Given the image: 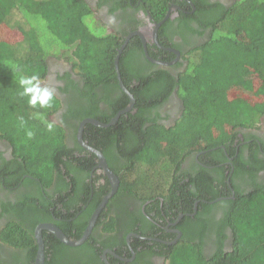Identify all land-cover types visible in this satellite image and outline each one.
<instances>
[{"label": "trees", "instance_id": "16d2710c", "mask_svg": "<svg viewBox=\"0 0 264 264\" xmlns=\"http://www.w3.org/2000/svg\"><path fill=\"white\" fill-rule=\"evenodd\" d=\"M110 1V12L119 8L125 10L140 2L137 6L145 11L149 9L157 19L163 18L169 5L175 2L101 0L99 5ZM192 1L196 5L194 12L187 2L183 6L185 11H181L184 30L201 35L210 29L211 33L203 43L186 52L187 67L177 78L168 68L153 69L151 73L154 65L144 57L141 39L133 37L121 55L120 70L124 84L136 99L135 108L108 127L87 123L83 134L85 141L111 161H116L117 166V162H121L117 168L126 170L123 172L126 176L121 177L120 192L127 189L130 195H143V201L156 198L153 193L143 194L136 184L154 173L152 168L163 166L162 177L168 178L167 183H170L166 189L169 191L166 201L173 203L183 197L188 200L176 207L179 212L193 211L196 199L210 201L222 197L228 187L227 177L221 175L218 178L215 168L226 157L221 147L229 139L226 134L232 131V136L236 137V128L254 126L264 114V98L258 102L253 98V93L264 94V0H239L231 7L210 0ZM27 13L45 19L51 38L59 40L61 48L41 45L38 27L26 17ZM92 14L87 0H0V139L10 142L14 150L12 161L0 166V179L11 189L18 187L23 177H27L22 186L27 188L26 194L19 196L15 203L9 201L3 205L4 213L13 216L0 226V243L15 252L7 258L1 256L0 249V264H35L38 252L35 229L41 221L60 218L61 221L56 222L62 231L73 240L80 239L92 213L110 191L107 182L100 190L96 189L95 197L89 201L92 184L99 178L92 173L97 159L78 143L76 132L84 119L95 118L108 123L129 104L130 98L120 86L114 63L125 37L92 33L85 22ZM168 22L170 20L165 27ZM3 24L18 27L21 38L16 41L1 38ZM160 40L170 45L172 38L163 35ZM68 50L83 81L82 86L70 81V87L76 92L63 113L66 121L74 120V131L69 136L74 139L75 148L68 146L64 126L49 118L59 109V98L54 95L51 107L42 108L39 104L32 107L29 98L21 95L23 87L19 84L21 76L33 75L41 83L49 70L48 56L51 53L64 54ZM161 54L167 59L173 57L171 53L161 51ZM175 86L184 110L175 125L167 128L157 121L155 112L161 106L160 101ZM39 87L43 88L41 84ZM41 115L44 120H40ZM47 123H52L56 129L52 130L50 139L45 136ZM29 130L34 133L31 139L26 135ZM227 150L232 151L230 145ZM76 151L84 153L83 156ZM199 152H205L200 160L212 167L200 166V174L186 182L183 162ZM236 166L234 175L244 169L247 174L256 176L259 169L255 160L249 162L241 157ZM66 178L70 181L67 182ZM55 179L51 192L47 195L41 193L40 184L50 187ZM71 183L76 185L75 196L68 201L65 192ZM156 191L160 192L158 188ZM200 207L206 212L224 208V219L233 231L231 249L220 246L213 253L205 252V225L200 231L184 235L173 246L155 243L166 253L167 264H264V186L255 185L254 190L248 191L237 187L234 199L201 204ZM75 208L78 209L73 213L71 209ZM26 221L29 224H25ZM102 222L99 219L97 225ZM117 225L111 219L106 222L105 230L113 231ZM43 235L45 264H69L66 256L73 259L87 256L92 264H105L100 255L102 249L115 245L118 251L126 249L130 254L125 234L115 240V244L91 236L86 243L76 247L64 244L46 230ZM142 243L140 239L133 241L135 248Z\"/></svg>", "mask_w": 264, "mask_h": 264}, {"label": "flooded vegetation", "instance_id": "af4514ba", "mask_svg": "<svg viewBox=\"0 0 264 264\" xmlns=\"http://www.w3.org/2000/svg\"><path fill=\"white\" fill-rule=\"evenodd\" d=\"M99 1L101 0H87L93 10L92 15L94 18L96 20H98V18L102 20V23L106 29V34L124 36L125 41L130 36L128 43L133 37L138 36L142 42L144 57L147 58L152 65H154V68L152 66V69L150 70L151 73L153 72V69L158 70L161 68H168L173 72L175 78H177L179 73L188 65L189 60H187L186 52L203 43L211 33L210 29L201 35L184 30L185 26H182L181 24V11H185L183 6H185V3L187 2L189 3V6L191 5L193 7L191 12H194L196 10V5L192 0H175V2L169 5L166 14L161 19H157L149 9H146L147 11H145L144 8L138 7L137 5L140 2H138L136 5L133 4L125 10L119 8L114 12H110V3L112 1L103 5H99ZM210 1L213 3H220L226 7H231L236 1L239 0ZM167 14V19L164 20L158 29L157 43L156 37L154 36L157 23L162 21ZM168 20H170V22H168L167 26L165 27L164 24ZM191 24L196 26L194 22H191ZM163 35L172 38V41L169 42L170 45H165L161 42L160 37ZM143 40H145L147 43V49L150 56L153 59H156V61H152L147 57ZM161 51L171 53L173 54V57L171 59H167L168 57L161 56ZM132 60L136 61V59ZM161 62H166L168 64H162ZM48 65L49 70L46 74V77L41 81L40 84L42 87H48L54 90L55 95L61 101L59 109L53 114L55 116L53 118L55 120L53 121H56L60 125L64 126L66 129V142L68 143V146L75 148V141L69 136L74 131V120L71 119L70 121H66L63 113L66 112V107L71 102L73 95L76 92L74 88L70 87V81L74 80L76 82L75 84L78 86H82L83 81L79 73L75 71L74 67L72 66L66 67L64 65L57 64L55 63V59H48ZM170 90V93L167 94L168 96L160 101L161 106H159L155 112L157 121L164 124L167 128L175 125L177 120L182 116L184 110L183 101L180 98L178 87L175 86ZM135 105L136 104H134V106L127 112H130L133 108H135ZM135 111L136 110H134V112ZM53 115H51L50 118H52ZM234 131H237V136H232V131H230L228 134H226V137L229 139L221 144V147L226 153V160L224 159V161H221L218 164L219 166L215 168L218 171L216 174L218 178H221V175L227 177L225 180L228 187L222 192V197L212 200L210 199V201H207L205 198L196 199L193 204L194 210L191 212L182 210L179 212V208H176L177 206L184 205L188 201L184 197L181 198L180 201L173 202L175 204H173L170 200H167V202L165 197L169 191L163 196L156 195V198H149L146 201L142 200L141 197H144L143 195H130V191L127 189L120 192L123 181L121 177L123 176L124 178L126 176V174L123 173L126 170L123 171L122 168H117L120 167L121 162H117L119 164L117 166L116 161H111V159H108L101 151L106 158L109 170L116 174L120 181L118 189L112 194L100 212L96 224L88 239L93 236L97 240H108V242L115 244L114 241L121 238L125 234V241L130 249L129 254L126 249L118 251L116 245L113 247L103 248L100 255L105 264H167L168 258L166 253L155 243L173 246L177 244L184 235H190L196 231H200L201 227L204 228L205 225L206 236L204 237L203 243V249L205 252L213 253L214 251H217L220 246H222V248L225 250L231 249L233 244V231L224 219V208L217 207L206 212L200 206L201 204H214L222 200L234 199L237 195V187L248 191L254 190L255 185L264 186V114L262 115L258 124L254 126L238 127ZM76 134H78V131ZM227 145H230L232 151L228 152ZM89 152L96 155V153L93 151ZM76 153H79L82 156L84 154L79 151H76ZM203 153L205 152H199L195 154L194 157H187L184 160L183 171L184 175H186V182H190L192 176L200 174V166L212 167L211 165H205L202 160H200V156ZM88 156L90 158L92 157L91 154ZM240 157L248 160L249 162L250 160H255L259 164V169L256 170V176L247 174L244 169L243 172L241 170L239 175H234L237 169L236 162ZM13 158V149L10 143L3 139L0 140V166H2L4 163L12 161ZM96 159L97 163L92 167V173H94V176L96 177L99 176V178L92 184L93 186L90 191L89 201L95 197L96 189L100 190L102 185L106 184L107 182L110 183V191L112 190V183L108 171L106 168L101 166V161L97 155ZM222 167L225 168L224 171L221 170ZM239 167L240 165L238 168ZM117 170H120V172L118 173ZM26 178V176L23 177L22 181L19 182V186L11 189L2 182L3 179H0V226L2 222L13 216L12 214L4 213V202L10 201L15 203L19 196L22 197L24 194H26L25 190L27 188L22 187L25 185L23 182ZM66 181L69 182L70 178H66ZM92 181L93 179L91 178V182ZM55 183L56 179L53 180L50 187H45L43 184H40L41 193L47 195L48 192H51V189H53ZM67 186L65 199L70 201L75 196L74 190L76 189V185L71 183ZM20 189L22 191H19ZM106 195L103 197V199L106 197ZM38 202L40 203V201ZM85 207L87 208V206ZM76 209L78 208L71 209V211L75 213ZM53 211H55L54 208ZM94 212L92 213V216ZM8 213L14 214V212ZM79 214L80 213H78V215ZM187 217H190V219H187ZM99 219L103 222L102 224L97 225ZM111 219H114L118 225L115 226L113 231H107L105 230L106 222ZM56 220L59 222L61 221L60 218L55 217L54 220L41 221L37 227L40 224L55 223V225L58 226ZM200 220L202 223L199 222ZM25 224H29V222L26 221ZM45 230L55 235L54 232L47 229ZM45 230H43V232ZM135 239H140L144 243L137 245L135 248L133 245V241ZM87 240L84 243H86ZM97 246H101V244H97ZM0 249L2 252L1 256L7 258H10V256L15 252L14 249L9 246H5L2 243H0ZM66 258L68 259L69 264H92L87 256H79L76 259L66 256Z\"/></svg>", "mask_w": 264, "mask_h": 264}, {"label": "water", "instance_id": "95a60500", "mask_svg": "<svg viewBox=\"0 0 264 264\" xmlns=\"http://www.w3.org/2000/svg\"><path fill=\"white\" fill-rule=\"evenodd\" d=\"M168 17V14L166 15V17L160 21L159 23H157L156 26V30L154 32V36L156 37V42L158 43V29L161 26V24L164 22V20H166ZM136 34V33H135ZM140 34V33H139ZM134 35V34H133ZM130 36L126 39V41L120 46V48L118 49V53L116 55L115 58V67H116V72H117V77L120 83L121 88L127 93V95L130 98V102L128 104V106L125 109H122L121 111L118 112V114L108 123H104L102 121H99L95 118H86L84 119L81 123H80V127L78 130V134H77V139L79 141V143L82 145V147H84L85 149L89 150V151H93L96 153V155L99 157L100 161H101V166L106 168V170L108 171V174L110 176L111 179V183H112V190L106 195V197L103 199V201L101 202V204L99 205V207L95 210L88 226L87 229L85 231V233L83 234V236L80 239L77 240H72L70 239L58 226H56L55 224H40L35 232V238H36V242L38 245V252L36 255V260H35V264H45L46 262V256H45V241H44V237H43V230L47 229L50 230L52 232L55 233V235L65 244L70 245V246H78L83 244L89 237V235L91 234L96 221L99 217L100 212L102 211L103 207L106 205V203L108 202L109 198L112 196V194L118 189L119 186V178L116 174H114L111 170H109L108 166H107V161L106 158L104 156V154L98 150L97 148L91 146L88 142H86L84 140L83 134H84V128L86 126L87 123H92L94 125L97 126H101V127H108L112 124H114L115 122H117L118 118L124 114L125 112H127L129 109H131L134 104H135V97L133 96V94L128 90V88L126 87V85L124 84L123 80H122V75H121V70H120V59H121V55L123 53V50L125 49L128 40H129ZM144 42V47H145V52L147 57L152 60V61H156V59H153L147 49V43L145 40H143ZM162 64H168L166 62H161ZM170 64V63H169Z\"/></svg>", "mask_w": 264, "mask_h": 264}, {"label": "rangeland", "instance_id": "374dc122", "mask_svg": "<svg viewBox=\"0 0 264 264\" xmlns=\"http://www.w3.org/2000/svg\"><path fill=\"white\" fill-rule=\"evenodd\" d=\"M26 17L31 20L33 22L34 25H36L38 27L39 30V34L42 37V46L45 47L47 45H50V47H60L62 46V43L59 40H54L52 39V33L49 31L46 21L45 19L40 16V15H32L27 13ZM13 20V19H12ZM11 20V22H12ZM21 21V18H20ZM86 24L89 27L90 31H92V33H94L97 36H102L104 34H106V29L102 23V20L100 18H98V20H96L94 18L93 15H89L88 17H86ZM14 23V21L12 22ZM217 33H220V31H217ZM20 31L18 27L12 28V26L8 25V24H3L2 26V32H1V38H5V40H9V41H16L17 39L21 38L20 35ZM48 59H55V63L57 64H61L64 65L66 67H74L73 63H74V57L71 53L70 50H68L66 53L64 54H54L51 53L48 56ZM75 71L76 68L74 67ZM253 77V76H252ZM253 80L256 82V78L253 77ZM264 88V86H263ZM244 91H242L243 93ZM253 98L256 99L255 102H258L260 100H262V98H264V94H260V95H256L255 93H253ZM40 114V113H39ZM42 114V113H41ZM51 117V116H50ZM49 117V118H50ZM55 116L53 115L52 118H50V120H55L53 119ZM40 120H44V115L40 116ZM53 131H55L56 129H52ZM52 130L49 131L47 130V135H45L47 138L50 139V136L52 134ZM44 135H42V137H45ZM46 163V162H45ZM152 171H154V173H151L149 176L145 177V179H142L143 181L139 184H136V188L141 189V191H143V194H151L153 193V195H157L159 196L161 193L163 194L164 191L161 192V189H167L169 186L168 182V178L164 179V177H162V174L165 172L164 167L163 166H157L155 169L152 168ZM154 174V175H152ZM171 175L173 176L172 172ZM154 176V177H153ZM135 177V174H134ZM173 178V177H172ZM171 178V180H172ZM170 180V182H171ZM161 181V182H159ZM156 188H158V191L155 192ZM154 191V192H153ZM8 230V229H7Z\"/></svg>", "mask_w": 264, "mask_h": 264}, {"label": "clouds", "instance_id": "9594fccd", "mask_svg": "<svg viewBox=\"0 0 264 264\" xmlns=\"http://www.w3.org/2000/svg\"><path fill=\"white\" fill-rule=\"evenodd\" d=\"M33 81H36L34 84ZM19 84L20 86L23 87V92L21 93L22 96H27L28 103L30 106L35 107L37 104H39L40 107H51L52 106V101L54 99V90L48 88V87H39L40 82L39 78L35 75L31 77H24L21 76L19 78ZM39 113L37 116L39 117ZM21 123L23 124V118H21ZM53 124L52 123H47V128L49 131L53 129ZM26 135L29 139H31L34 135L32 131H27Z\"/></svg>", "mask_w": 264, "mask_h": 264}, {"label": "crops", "instance_id": "0c3cea01", "mask_svg": "<svg viewBox=\"0 0 264 264\" xmlns=\"http://www.w3.org/2000/svg\"><path fill=\"white\" fill-rule=\"evenodd\" d=\"M114 63H115V60H114ZM115 69H116V67H115ZM76 70H77V69H76ZM77 72H78V70H77ZM53 114H54V113H53ZM53 114H50V116L53 115ZM113 118H114V117H113ZM113 118H112V119H113ZM79 125H80V124H79ZM79 127H80V126H79ZM0 140H2V139H0ZM3 140H5V139H3ZM6 141H7V140H6ZM9 143H10V142H9ZM10 145H11V144H10ZM11 147H12V145H11ZM12 149H13V147H12ZM13 152H14V150H13ZM165 193H167V192H166V189H165L164 194H165ZM7 221H8V220L2 222L1 225H2V224L5 225V223H6Z\"/></svg>", "mask_w": 264, "mask_h": 264}]
</instances>
